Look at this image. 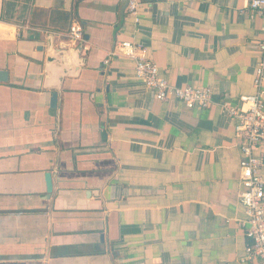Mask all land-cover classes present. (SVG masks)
<instances>
[{"label": "crops", "instance_id": "crops-1", "mask_svg": "<svg viewBox=\"0 0 264 264\" xmlns=\"http://www.w3.org/2000/svg\"><path fill=\"white\" fill-rule=\"evenodd\" d=\"M249 2L140 0L136 24L127 0H0V264H262L244 261L220 107L255 93L264 16ZM121 42L211 106L157 101Z\"/></svg>", "mask_w": 264, "mask_h": 264}, {"label": "built area", "instance_id": "built-area-1", "mask_svg": "<svg viewBox=\"0 0 264 264\" xmlns=\"http://www.w3.org/2000/svg\"><path fill=\"white\" fill-rule=\"evenodd\" d=\"M139 5L140 0H127L126 12L136 24L139 21ZM248 8L251 13L264 16V0H250ZM69 38L73 43L82 42V30L77 24L71 26ZM118 50L123 57L133 61L135 76L154 93L157 101H178L189 110H204L211 106L212 92L209 88L171 86L160 76L156 64L148 60L143 46L121 42ZM257 50L260 60L253 76L255 93L240 98V106L222 102L220 107L222 113L235 122V135L241 153L239 204L245 215L241 226L248 241L244 261L259 259L264 264V177L261 174L264 167V36L257 43ZM257 151L259 154L255 155Z\"/></svg>", "mask_w": 264, "mask_h": 264}, {"label": "water", "instance_id": "water-1", "mask_svg": "<svg viewBox=\"0 0 264 264\" xmlns=\"http://www.w3.org/2000/svg\"><path fill=\"white\" fill-rule=\"evenodd\" d=\"M80 49V47H78V50ZM5 72H0V81H4L5 79ZM56 98H57V94H53L52 96V107L54 108L55 104H56ZM45 183H46V193L48 195V197L50 196V194L52 193V178L50 174H46L45 175Z\"/></svg>", "mask_w": 264, "mask_h": 264}]
</instances>
